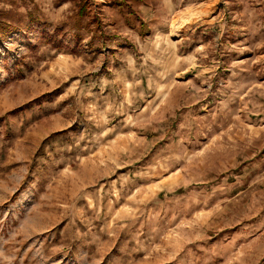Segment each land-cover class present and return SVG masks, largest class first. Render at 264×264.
Returning a JSON list of instances; mask_svg holds the SVG:
<instances>
[{
    "label": "rangeland",
    "instance_id": "rangeland-1",
    "mask_svg": "<svg viewBox=\"0 0 264 264\" xmlns=\"http://www.w3.org/2000/svg\"><path fill=\"white\" fill-rule=\"evenodd\" d=\"M0 264H264V0H0Z\"/></svg>",
    "mask_w": 264,
    "mask_h": 264
},
{
    "label": "trees",
    "instance_id": "trees-1",
    "mask_svg": "<svg viewBox=\"0 0 264 264\" xmlns=\"http://www.w3.org/2000/svg\"><path fill=\"white\" fill-rule=\"evenodd\" d=\"M84 4L82 3L81 5H80V7H79V9L78 10H80V13H83L84 12Z\"/></svg>",
    "mask_w": 264,
    "mask_h": 264
}]
</instances>
